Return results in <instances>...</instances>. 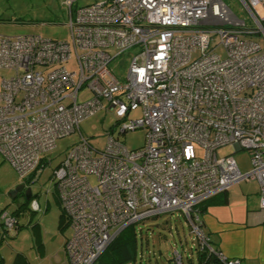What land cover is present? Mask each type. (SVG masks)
<instances>
[{
	"label": "built area",
	"instance_id": "2783aa9c",
	"mask_svg": "<svg viewBox=\"0 0 264 264\" xmlns=\"http://www.w3.org/2000/svg\"><path fill=\"white\" fill-rule=\"evenodd\" d=\"M240 1L257 29L229 20L222 0H104L74 14L77 0H65L69 42L0 36V70L12 73L1 81L0 156L19 179L35 181L41 158L102 109L121 120L118 135L145 130L134 150L111 133L100 151L81 137L54 169L72 230L67 264H96L123 229L174 212L199 228L205 246L195 208L241 181H257L264 211V53L248 38L264 37V0ZM131 48L121 81L109 64ZM85 88L93 96L80 102ZM137 110L140 117L124 121ZM224 147L247 151L249 170L233 154L219 157ZM0 219L6 232L16 226L7 212ZM172 264H181L177 251Z\"/></svg>",
	"mask_w": 264,
	"mask_h": 264
},
{
	"label": "rangeland",
	"instance_id": "374dc122",
	"mask_svg": "<svg viewBox=\"0 0 264 264\" xmlns=\"http://www.w3.org/2000/svg\"><path fill=\"white\" fill-rule=\"evenodd\" d=\"M64 1L0 0V36L34 35L47 40L69 42L70 31L66 25L68 9L63 5ZM102 1L104 0H77L72 6V13L74 14L75 9L79 7ZM222 1L229 9V20H234L236 17L245 20L249 28L257 29L240 0ZM257 12L259 17H263L260 8ZM248 38L257 42L264 53V37L255 33ZM136 52V48H131L111 60L109 68L121 81L124 80L130 59ZM216 53L222 58L225 57V52L220 48L216 50ZM72 66L71 62L66 65L68 69ZM11 75V72L0 70V89L2 79ZM92 96V92L85 88L79 93V101H86ZM102 102L103 106L107 107V102ZM140 115V111H133L124 121L133 120ZM120 123L121 120L115 116L114 112L105 109L97 111L82 121L78 130L59 139L56 142V148L42 157L46 164L41 169L38 179L33 182H30L29 178L19 179L12 167L0 156V214L2 210H6L9 214L16 213L14 215L17 218L14 229L7 234L5 232L0 238L1 264H67L64 244L71 238L72 230L67 222L63 228H59L58 219L63 212L53 181V171L63 160L67 151L73 148L81 137L87 139L92 148L99 151L105 147L110 133L128 150L142 147L145 141V130L137 129L118 135ZM114 127L117 128L113 132ZM196 154H202V150L198 147ZM217 154L219 157L233 154L241 172L245 173L250 168L247 151L233 152V148L224 147L218 150ZM20 185L24 186V190H30V200L24 199L23 191L14 199L11 198L10 194ZM258 191L257 181L238 182L227 190V205H215L214 208L220 212V217L225 221L244 222L247 214L260 211L255 196ZM33 201L38 205V210L35 212H32L30 208ZM134 229L138 247L143 245L142 250L138 251V264L139 261L141 264H168L167 259L173 257L174 250L181 253L183 264H197L196 250L191 242L192 237L179 212L134 223ZM198 230L191 229L196 236L200 234Z\"/></svg>",
	"mask_w": 264,
	"mask_h": 264
},
{
	"label": "crops",
	"instance_id": "0c3cea01",
	"mask_svg": "<svg viewBox=\"0 0 264 264\" xmlns=\"http://www.w3.org/2000/svg\"><path fill=\"white\" fill-rule=\"evenodd\" d=\"M225 195L227 199V191ZM255 196L258 200V193ZM4 212L7 211L1 214ZM220 215L214 206L207 207L201 215L202 229L211 246L226 258L239 259L240 264H264V211L247 214L244 222L225 221Z\"/></svg>",
	"mask_w": 264,
	"mask_h": 264
},
{
	"label": "trees",
	"instance_id": "16d2710c",
	"mask_svg": "<svg viewBox=\"0 0 264 264\" xmlns=\"http://www.w3.org/2000/svg\"><path fill=\"white\" fill-rule=\"evenodd\" d=\"M44 164H46L44 162V158H41L39 168L42 169ZM29 181L33 182L31 177L29 178ZM226 204H227V199H226L225 192L218 194V195L204 201L203 203L199 204L195 208L196 214L199 218V221L202 223L201 215L205 212V209L207 207L215 206V205H226ZM14 214L15 213H12L9 215H11L12 217H14L17 220L16 215H14ZM170 214H173V213H170ZM180 215L188 227V233L192 237L191 242L193 243L194 248L196 250L197 264H223L222 261L219 258H217V256L215 255L217 253L220 254L219 250L211 246V243L208 239V236L204 233V231L202 229V224H201V231L203 232L205 237L208 239L205 246H201L199 239L191 231L192 226L189 223V221L187 220V218H185V216H183L182 214H180ZM152 218H155V217H152ZM191 220L193 221V218ZM58 221H59L58 222L59 228L60 229L63 228L66 224L65 216L63 213H61V215L59 216ZM165 224L167 225V222ZM142 246L143 245H140L138 247L137 234H136V231L134 229V224L129 225L128 227H126L125 229H123L119 233V235L108 245V247H106L104 252L97 259L96 264H138L137 263L138 262L137 261L138 260V258H137L138 257V251L142 250ZM181 246H182V242H181ZM209 248L212 250L213 253L209 252ZM175 251H177L178 254L180 255L181 264H183L181 253L178 250H174L173 253ZM227 259H229V258H227ZM172 261H173V257L171 259H167L168 264H171ZM0 264H1V262H0ZM139 264H141L140 261H139Z\"/></svg>",
	"mask_w": 264,
	"mask_h": 264
},
{
	"label": "water",
	"instance_id": "95a60500",
	"mask_svg": "<svg viewBox=\"0 0 264 264\" xmlns=\"http://www.w3.org/2000/svg\"><path fill=\"white\" fill-rule=\"evenodd\" d=\"M23 191V195H24V199L26 201L30 200L31 198V193L29 189H25L24 190V186L20 185L18 187H16V189L10 194L11 198L14 199L18 193ZM5 233V230L3 229V227L0 225V238L2 237V234Z\"/></svg>",
	"mask_w": 264,
	"mask_h": 264
}]
</instances>
